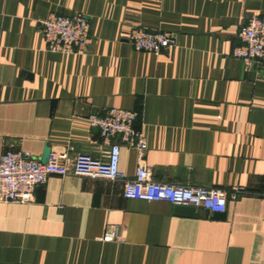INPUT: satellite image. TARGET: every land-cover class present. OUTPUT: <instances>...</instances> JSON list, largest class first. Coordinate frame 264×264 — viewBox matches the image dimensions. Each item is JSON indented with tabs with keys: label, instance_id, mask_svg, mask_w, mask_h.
<instances>
[{
	"label": "crops",
	"instance_id": "obj_1",
	"mask_svg": "<svg viewBox=\"0 0 264 264\" xmlns=\"http://www.w3.org/2000/svg\"><path fill=\"white\" fill-rule=\"evenodd\" d=\"M53 13L87 16L85 50L46 49L40 22ZM256 14L264 0H0V159L70 147L71 162L104 159L110 142L87 118L121 108L139 115L154 181L245 189L224 215L188 216L124 198L121 182L53 175L28 203L0 201V264H264V66L233 56ZM135 27L176 46L137 51ZM121 146L132 180L138 153ZM112 227L119 238L104 242Z\"/></svg>",
	"mask_w": 264,
	"mask_h": 264
},
{
	"label": "built area",
	"instance_id": "obj_2",
	"mask_svg": "<svg viewBox=\"0 0 264 264\" xmlns=\"http://www.w3.org/2000/svg\"><path fill=\"white\" fill-rule=\"evenodd\" d=\"M40 31L49 52L72 55L86 49L90 22L83 13L72 16L53 13L40 22ZM239 38L241 45L234 50L233 56L243 60L246 66L252 63L264 66V17L257 14L251 16L240 29ZM127 39L137 51L154 55L175 47L177 42L172 33L152 32L141 27L133 28ZM138 116L136 112L121 108H111L104 114L92 113L88 116L90 127L99 131L110 142V149L104 159L77 153L71 162L69 152L74 150L73 147L65 151L50 152L46 162L24 151H6L0 159V201L28 203L37 187L44 185L53 175L117 181L124 184L123 196L126 199L167 202L214 214L227 211L229 197L235 199L239 193L245 194L243 187H235L233 193L229 194L219 188L154 181L144 160L148 144L144 133L136 127ZM114 138H118L120 142H111ZM121 143L132 146L138 153V168L132 180L127 179L120 168ZM118 238L119 229L112 227L105 233L103 241L110 243Z\"/></svg>",
	"mask_w": 264,
	"mask_h": 264
},
{
	"label": "water",
	"instance_id": "obj_3",
	"mask_svg": "<svg viewBox=\"0 0 264 264\" xmlns=\"http://www.w3.org/2000/svg\"><path fill=\"white\" fill-rule=\"evenodd\" d=\"M50 154V149L46 150V153L44 155V158L42 159L43 162H46L48 160ZM177 212L181 215H188L193 216L195 215V209L192 207H184V206H177L176 208ZM225 213H219L218 215H224Z\"/></svg>",
	"mask_w": 264,
	"mask_h": 264
}]
</instances>
